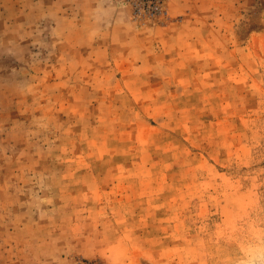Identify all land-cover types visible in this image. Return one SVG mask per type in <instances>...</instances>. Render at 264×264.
I'll return each mask as SVG.
<instances>
[{
    "label": "rangeland",
    "instance_id": "rangeland-1",
    "mask_svg": "<svg viewBox=\"0 0 264 264\" xmlns=\"http://www.w3.org/2000/svg\"><path fill=\"white\" fill-rule=\"evenodd\" d=\"M155 1L0 0V264H264V0Z\"/></svg>",
    "mask_w": 264,
    "mask_h": 264
},
{
    "label": "crops",
    "instance_id": "crops-1",
    "mask_svg": "<svg viewBox=\"0 0 264 264\" xmlns=\"http://www.w3.org/2000/svg\"><path fill=\"white\" fill-rule=\"evenodd\" d=\"M96 3H120V0H96ZM113 5V4H112ZM116 6V5H115ZM114 6V8H115ZM113 7V6H112ZM117 7V6H116Z\"/></svg>",
    "mask_w": 264,
    "mask_h": 264
},
{
    "label": "built area",
    "instance_id": "built-area-1",
    "mask_svg": "<svg viewBox=\"0 0 264 264\" xmlns=\"http://www.w3.org/2000/svg\"><path fill=\"white\" fill-rule=\"evenodd\" d=\"M150 2L149 3H158V1H155V0H149Z\"/></svg>",
    "mask_w": 264,
    "mask_h": 264
}]
</instances>
